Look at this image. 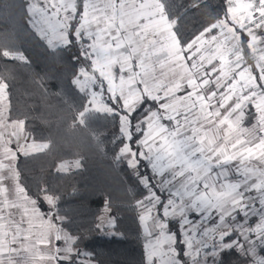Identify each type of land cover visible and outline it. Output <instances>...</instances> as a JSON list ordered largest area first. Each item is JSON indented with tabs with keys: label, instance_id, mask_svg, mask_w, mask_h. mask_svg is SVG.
I'll use <instances>...</instances> for the list:
<instances>
[{
	"label": "snow or ice",
	"instance_id": "obj_1",
	"mask_svg": "<svg viewBox=\"0 0 264 264\" xmlns=\"http://www.w3.org/2000/svg\"><path fill=\"white\" fill-rule=\"evenodd\" d=\"M209 7L207 0L21 4L45 47L80 45L75 59L87 63L73 84L87 104L74 122L94 112L119 117L116 159L142 189L135 204L145 264H188L184 257L207 264L226 250L264 264V0H221L185 40L180 21ZM0 59L29 63L7 42ZM12 112L7 75L0 76V264H96L62 226L59 196L43 187L33 198L19 183L18 152L49 145L26 134V121ZM111 211L106 201L97 229L115 227ZM33 220L41 222L37 232Z\"/></svg>",
	"mask_w": 264,
	"mask_h": 264
},
{
	"label": "trees",
	"instance_id": "obj_2",
	"mask_svg": "<svg viewBox=\"0 0 264 264\" xmlns=\"http://www.w3.org/2000/svg\"><path fill=\"white\" fill-rule=\"evenodd\" d=\"M24 0H0V42H7L24 52L29 63L0 59V76L7 75L12 100V118L26 121L25 132L49 147L29 155H17L15 169L19 183L36 198L43 187L59 196V215L67 217L63 227L78 238L75 245L91 253L96 264H145L135 201L142 189L131 170L116 160L119 142V117L92 113L85 124L73 117L86 105L73 78L86 61L77 62L80 45L58 50L45 47L32 33L21 4ZM188 0H174L186 4ZM212 6L180 21L185 40L206 23L209 12L221 0H207ZM107 97H105V100ZM246 124H250L246 122ZM78 159V168L59 172L58 163ZM42 195V193H41ZM111 205L117 236L106 237L97 229L105 202ZM41 211L48 206L39 201ZM214 264H248L235 250L219 252Z\"/></svg>",
	"mask_w": 264,
	"mask_h": 264
},
{
	"label": "rangeland",
	"instance_id": "obj_3",
	"mask_svg": "<svg viewBox=\"0 0 264 264\" xmlns=\"http://www.w3.org/2000/svg\"><path fill=\"white\" fill-rule=\"evenodd\" d=\"M76 87H77V89H78V86L76 85ZM105 97H107V95L105 94ZM87 104V103H86ZM37 143H47V142H38V141H36ZM24 143V141L23 140H21V144H23ZM14 147V146H13ZM29 152H30V154L31 153H36L35 151H33L32 149H29ZM19 154H21V155H24L22 152H18V154L17 155H19ZM117 160V159H116ZM77 161H79L78 159H73V160H66V161H63L62 163H60V165L59 166H61L62 164H63V166L64 167H66L68 170L67 171H71V170H74V169H76V168H78L77 166H76V162ZM13 167L15 168V161L13 162ZM59 172H63V171H59ZM10 186H13L14 185V183H15V181H8L7 182ZM103 210H104V207L102 208V212H101V214L99 215V217H98V223H99V218L104 214L103 213ZM137 212H138V217H139V214H140V212H139V209L137 208ZM37 222H39L40 223V226H41V222L39 221V220H37ZM140 225H141V223H140ZM39 229L40 228H38V230L37 231H39ZM37 231H35V232H37ZM100 233H101V235H103V236H106V237H112V236H117L118 234L113 230V227H105V228H101L100 229ZM114 233V234H113ZM141 236H142V239H143V241H144V243H143V247H144V245H145V243H146V239H145V234H144V231H143V227H142V225H141ZM55 241L53 240V244L55 245ZM60 246L61 247H64V244H63V242H61V244H60ZM144 250H145V248H144ZM209 251H211V249H209ZM218 255H219V252L213 257V256H211V255H209V256H207L206 257V260H207V264H214L215 262H216V260H217V258H218ZM185 261H188V264H190V261H189V258H187V257H184L183 258ZM37 264H43V262H37Z\"/></svg>",
	"mask_w": 264,
	"mask_h": 264
},
{
	"label": "crops",
	"instance_id": "obj_4",
	"mask_svg": "<svg viewBox=\"0 0 264 264\" xmlns=\"http://www.w3.org/2000/svg\"><path fill=\"white\" fill-rule=\"evenodd\" d=\"M245 126H250V124H246ZM62 162H63V161H62ZM62 162H60V163H62ZM60 163H58L56 169L58 168V166L60 165ZM63 172H65V171H63ZM27 206H28L29 208L31 207V205H27ZM17 215H19V214H17ZM33 224H34V227H33L32 231L35 232V231L38 230V228H40V223L37 222V220H33Z\"/></svg>",
	"mask_w": 264,
	"mask_h": 264
}]
</instances>
